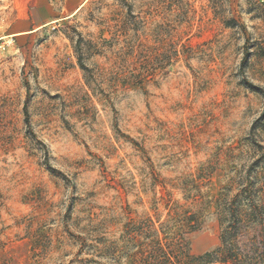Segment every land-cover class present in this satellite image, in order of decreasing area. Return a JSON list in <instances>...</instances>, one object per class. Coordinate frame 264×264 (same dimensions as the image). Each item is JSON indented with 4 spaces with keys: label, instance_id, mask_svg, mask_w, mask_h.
<instances>
[{
    "label": "rangeland",
    "instance_id": "374dc122",
    "mask_svg": "<svg viewBox=\"0 0 264 264\" xmlns=\"http://www.w3.org/2000/svg\"><path fill=\"white\" fill-rule=\"evenodd\" d=\"M263 112L264 0H0V264H134L174 203L215 250Z\"/></svg>",
    "mask_w": 264,
    "mask_h": 264
},
{
    "label": "trees",
    "instance_id": "16d2710c",
    "mask_svg": "<svg viewBox=\"0 0 264 264\" xmlns=\"http://www.w3.org/2000/svg\"><path fill=\"white\" fill-rule=\"evenodd\" d=\"M256 123L253 129L256 128ZM259 127L264 132V112L261 114ZM258 147L261 149L243 174L237 181L232 180L222 187L214 200V212L220 226L218 248L198 256L189 253L185 234L202 224L204 214L201 208L191 211L174 203L170 207L168 218L160 223V229L165 233V242L153 236L147 248L142 245L139 247V256L132 258L134 264H246L245 260H261V232L264 231V145ZM190 199L194 205L202 204V200ZM133 226L132 232L144 229L140 222ZM148 228L154 233L157 230L154 222L149 219Z\"/></svg>",
    "mask_w": 264,
    "mask_h": 264
}]
</instances>
